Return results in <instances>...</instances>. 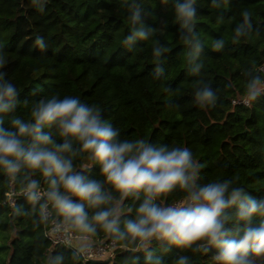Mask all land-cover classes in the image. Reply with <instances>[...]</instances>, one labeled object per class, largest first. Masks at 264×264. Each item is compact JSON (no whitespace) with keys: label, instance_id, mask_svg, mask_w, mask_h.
Listing matches in <instances>:
<instances>
[{"label":"trees","instance_id":"trees-1","mask_svg":"<svg viewBox=\"0 0 264 264\" xmlns=\"http://www.w3.org/2000/svg\"><path fill=\"white\" fill-rule=\"evenodd\" d=\"M40 3L0 0V49L7 60L3 71L19 94L14 115L29 119L34 103L54 95L78 98L99 108L122 139L188 147L200 165L201 182L231 179L234 186L264 198V97L252 107L232 103L241 99L253 76L264 78V0H197V39L191 43L182 38L170 4L138 0L153 34L132 46L122 43L130 32L129 0ZM244 12L253 30L247 38L233 39ZM220 40L224 46L216 50L213 44ZM205 85L214 90L216 102L202 108L195 94ZM4 119L7 126L8 117ZM74 166L103 181L98 165L86 155L75 157ZM10 183L0 173V240H6L0 245V264H52L55 259L59 264H137V257L143 264L144 253L131 245L117 243L121 248L112 263H82L67 248L52 247L26 198H18L15 206L28 215H17L3 203ZM12 185L15 191L22 187ZM182 198L177 190L165 202ZM105 238L101 232L96 240ZM150 250L166 264H175L181 255L192 264H212L215 252L201 256L173 248L165 253L157 241Z\"/></svg>","mask_w":264,"mask_h":264},{"label":"clouds","instance_id":"clouds-1","mask_svg":"<svg viewBox=\"0 0 264 264\" xmlns=\"http://www.w3.org/2000/svg\"><path fill=\"white\" fill-rule=\"evenodd\" d=\"M164 3L171 5L182 38L188 43L197 39V0ZM127 8L130 32L122 43L132 46L148 40L153 28L138 0H129ZM252 30L244 12L233 39L247 38ZM223 46V40L213 44L216 50ZM194 47L202 51L199 42ZM155 55H160L159 49ZM6 63L0 49V173L22 185L20 192L40 224L50 225L56 234H75L79 251L89 257L103 232L113 243L142 251L143 264H166L150 250L153 241L160 242L165 253L176 248L207 256L215 250L212 264H264V198L234 186L231 179L201 182L200 165L188 147L122 139L99 108L78 98L54 95L34 103L29 119L14 115L19 94L3 71ZM262 97L264 78L256 75L246 82L239 102L252 107ZM195 101L202 108L214 106L216 94L205 85ZM78 155L98 165L103 181L76 169ZM37 175L40 179L33 178ZM177 190L182 200L166 203L168 194ZM129 199L135 203L127 204ZM13 210L28 215L21 206ZM175 264L192 261L181 255Z\"/></svg>","mask_w":264,"mask_h":264},{"label":"built area","instance_id":"built-area-1","mask_svg":"<svg viewBox=\"0 0 264 264\" xmlns=\"http://www.w3.org/2000/svg\"><path fill=\"white\" fill-rule=\"evenodd\" d=\"M260 70L264 74V66H262ZM239 101L240 100H233L232 103L241 104ZM18 198H25V197L21 194L20 191H15L12 183H10V188L5 193L3 203L6 204L9 208H14ZM43 236L50 243L52 247L63 246L67 248L74 254L75 258L82 263L85 262L112 263L116 258L117 251L121 248V246H119L117 243H113V241L110 238L96 240V246L92 249L91 256L89 257L87 251L85 252L79 251L80 242L76 238L75 234H71V235L56 234L50 230V225H44Z\"/></svg>","mask_w":264,"mask_h":264},{"label":"rangeland","instance_id":"rangeland-1","mask_svg":"<svg viewBox=\"0 0 264 264\" xmlns=\"http://www.w3.org/2000/svg\"><path fill=\"white\" fill-rule=\"evenodd\" d=\"M6 243V240H0V245H4ZM5 252H7V251H5ZM8 253V252H7ZM3 254H6V253H4L3 252ZM2 255V254H1ZM7 255V254H6Z\"/></svg>","mask_w":264,"mask_h":264}]
</instances>
